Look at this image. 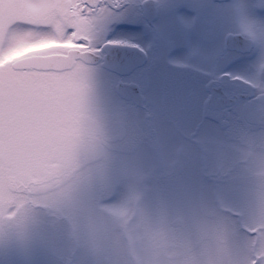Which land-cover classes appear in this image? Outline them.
<instances>
[{
  "label": "rangeland",
  "instance_id": "rangeland-1",
  "mask_svg": "<svg viewBox=\"0 0 264 264\" xmlns=\"http://www.w3.org/2000/svg\"><path fill=\"white\" fill-rule=\"evenodd\" d=\"M262 1L237 2L228 17L229 22H248L250 26V21L255 22L253 31L261 39V53ZM185 8L181 9L185 22L204 18L205 11ZM261 53L240 61L228 56L216 64L247 76L264 71V64L259 65ZM192 55L198 56L199 51L195 49ZM19 78L16 83L14 75L0 77V85L7 86L0 87V214L8 206L23 205L13 225L0 230V264H124L127 239L122 235V216L132 204L135 208L129 223L135 221L142 233L163 224L191 237L205 206L222 201L237 209L254 202L253 174H264V161L258 158L264 126L245 118L247 105L260 97L264 87L243 91L245 97L225 119L230 125L228 136L217 131L220 123L210 128L216 134L202 130L191 138L160 130L156 141L149 134V140L135 142L139 147L135 151L116 154L110 151L114 144L107 140L113 136L105 134L110 132L108 107L97 102L112 99L108 77L79 70L61 76L29 73ZM230 78H234L232 72ZM86 82L87 104L82 109ZM200 94L198 91L196 96ZM162 110L153 102L149 114L158 115ZM79 114L87 117L86 134L93 136L92 128L100 126L102 140L87 141V151L81 155L47 153L45 138L50 131L59 130L61 116L68 115L72 121ZM93 142L106 147L103 153H93ZM249 146L257 156L244 157ZM62 192L66 194L59 195ZM177 220L181 226H173Z\"/></svg>",
  "mask_w": 264,
  "mask_h": 264
},
{
  "label": "flooded vegetation",
  "instance_id": "flooded-vegetation-1",
  "mask_svg": "<svg viewBox=\"0 0 264 264\" xmlns=\"http://www.w3.org/2000/svg\"><path fill=\"white\" fill-rule=\"evenodd\" d=\"M240 1L0 0V77L14 75L19 83V76L29 73L61 76L81 70L104 74L112 84V99L105 97L97 102L108 107L110 132L105 134L113 136L107 138L111 140L109 145L114 144L110 146L112 153H131L139 148L135 142H145L149 134L156 141L160 130L191 138L202 130L216 134L210 128L220 123L221 130L217 131L228 136L230 125L225 119L245 97L243 91L264 87V71L246 76L231 71L228 65L216 64L228 56L240 61L261 53L258 35L253 39L243 32L250 29L248 22H229L231 6ZM85 4L91 7L85 8ZM185 7L205 11L204 18L185 22L181 16ZM107 46L118 64L114 71L102 67ZM195 49L198 56L192 55ZM73 50L91 53L99 61L89 65L76 60L65 70L14 67L24 59L62 58ZM248 76L251 81L245 82ZM244 82L250 89L243 86ZM211 95L216 106L237 101L231 107L208 109ZM257 98L247 105L245 119L264 126V105L256 102ZM153 102L161 106V114H149ZM166 104L171 112H167ZM67 116H61L59 130L50 131L45 138L47 153L85 154L87 141L102 138L100 126L92 128L93 136L86 134L84 114L76 116L78 121ZM102 130L105 132V127ZM93 144V153L101 154L106 148Z\"/></svg>",
  "mask_w": 264,
  "mask_h": 264
},
{
  "label": "clouds",
  "instance_id": "clouds-1",
  "mask_svg": "<svg viewBox=\"0 0 264 264\" xmlns=\"http://www.w3.org/2000/svg\"><path fill=\"white\" fill-rule=\"evenodd\" d=\"M250 23V29L243 32L255 39V22ZM260 64H264V52ZM259 148L258 158L264 161V133ZM249 154L257 156L252 146L245 150L244 157ZM253 176L257 192L252 204L237 209L222 201L214 207L205 206L191 237L163 224L142 233L135 221L129 223L135 205L124 209L122 235L127 239L124 264H253L256 258L257 264H264V174Z\"/></svg>",
  "mask_w": 264,
  "mask_h": 264
},
{
  "label": "water",
  "instance_id": "water-1",
  "mask_svg": "<svg viewBox=\"0 0 264 264\" xmlns=\"http://www.w3.org/2000/svg\"><path fill=\"white\" fill-rule=\"evenodd\" d=\"M111 47L106 48V57L102 63V67L109 71H114L118 67L116 62L112 58ZM76 60H81L85 64L94 65L97 64L99 58L91 53H81L78 51H70L66 57L62 58H28L21 60L15 64L16 69H42V70H65L74 66ZM237 99H234L228 103H224L222 106H216L214 103V96L211 95L207 102L208 109H221L223 107H231L236 103ZM256 102L264 105V96L258 97ZM182 222L177 220L173 222V226H181Z\"/></svg>",
  "mask_w": 264,
  "mask_h": 264
},
{
  "label": "snow or ice",
  "instance_id": "snow-or-ice-1",
  "mask_svg": "<svg viewBox=\"0 0 264 264\" xmlns=\"http://www.w3.org/2000/svg\"><path fill=\"white\" fill-rule=\"evenodd\" d=\"M91 7L88 4H85V8ZM87 97H88V84L87 82L84 85V91L81 99V108L86 109L87 104ZM66 193H60L59 195H65ZM23 205L11 207L8 206L3 211L2 214H0V230H3L5 227H9L13 225V222L17 220V217L21 214V209Z\"/></svg>",
  "mask_w": 264,
  "mask_h": 264
}]
</instances>
